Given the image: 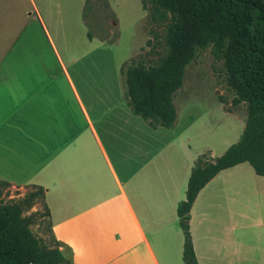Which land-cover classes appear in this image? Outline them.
<instances>
[{
    "label": "crops",
    "instance_id": "1",
    "mask_svg": "<svg viewBox=\"0 0 264 264\" xmlns=\"http://www.w3.org/2000/svg\"><path fill=\"white\" fill-rule=\"evenodd\" d=\"M40 21L44 53L32 40L21 39L22 27H0V182L43 189L45 234L69 264H184L176 209L185 199L192 167L205 151L214 159L211 150H192L190 137L179 133L163 144V151L177 149L165 151L150 168L147 128L160 131L146 121L136 123L141 130L136 134L134 121L126 120L125 149L136 139L147 156L134 169L133 154L107 148L105 139L113 146L118 136V106H103L100 73L87 74L80 58L62 52ZM177 123L176 114L172 126ZM245 163L219 171L192 204L188 223L199 264H264L260 234L246 243L245 202L235 196L236 179L246 175L258 183L263 201L264 176ZM253 224L259 228L262 219Z\"/></svg>",
    "mask_w": 264,
    "mask_h": 264
},
{
    "label": "rangeland",
    "instance_id": "2",
    "mask_svg": "<svg viewBox=\"0 0 264 264\" xmlns=\"http://www.w3.org/2000/svg\"><path fill=\"white\" fill-rule=\"evenodd\" d=\"M174 16L171 9L159 5L157 0H0V27H22L21 39L32 40L38 51L44 53L46 37L41 28L42 19L59 42V48L65 49L62 52L79 57L86 73L92 77L100 73L103 106L110 103L118 106V136L113 141L114 145H109L104 138L109 150L125 149L123 138L126 131H130V125L122 122L132 119L134 130L132 125L131 129L136 134L141 132L136 130V123H146L127 105L120 69L129 61L146 68L160 65L170 51L169 31ZM226 77L223 58L214 44L196 45L184 68L182 85L172 94L178 123L168 129L157 127L160 132L147 128L151 136L150 168L158 165L165 151L177 149L171 145L169 150L163 151V144L179 133L181 137H190L192 150L200 153L205 148L211 150L212 158L220 155L226 143L238 140L247 117V103L244 100L235 102L237 96L228 86ZM224 109L233 114L227 115ZM112 131L115 128L112 127ZM129 147L124 153L134 155L135 169L137 162H142L147 156L141 155L140 141L135 139L134 147ZM208 154L209 151H205L199 158L206 160ZM244 165L249 167L247 163ZM236 181L239 192L235 196L240 202H245L246 243L256 237L258 239L259 233L260 244L264 247V195L263 201H258V183L251 177L240 176ZM38 191L32 186L11 187L0 182V203L20 205L29 225L35 227L33 233L38 236L37 233L43 231L40 241L43 246L51 247L55 244L45 234L49 225L42 194ZM238 207L232 206V209L237 210ZM258 218L262 219L259 228L253 224ZM261 260L264 261V256Z\"/></svg>",
    "mask_w": 264,
    "mask_h": 264
},
{
    "label": "trees",
    "instance_id": "3",
    "mask_svg": "<svg viewBox=\"0 0 264 264\" xmlns=\"http://www.w3.org/2000/svg\"><path fill=\"white\" fill-rule=\"evenodd\" d=\"M175 14L169 31L170 51L162 63L144 67L125 62L127 105L152 127H171L176 120L172 94L183 81L196 45L212 42L223 58L235 102L247 103L240 138L220 156L197 159L177 206L183 231L184 264H199L189 229V212L199 191L221 170L248 162L264 176V0H157ZM42 194L43 189L36 187ZM47 212V211H46ZM0 264H69L56 247L43 246L17 204L0 203Z\"/></svg>",
    "mask_w": 264,
    "mask_h": 264
}]
</instances>
